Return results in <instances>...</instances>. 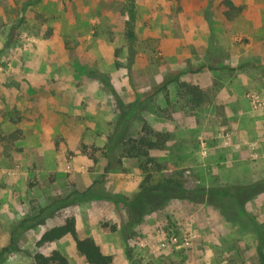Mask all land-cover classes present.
<instances>
[{
  "label": "rangeland",
  "instance_id": "rangeland-1",
  "mask_svg": "<svg viewBox=\"0 0 264 264\" xmlns=\"http://www.w3.org/2000/svg\"><path fill=\"white\" fill-rule=\"evenodd\" d=\"M229 2L134 0L129 43L127 0H0V264H87L69 235L37 244L70 217L113 264H259L264 191L212 193L264 181V0ZM145 177L183 197L141 215Z\"/></svg>",
  "mask_w": 264,
  "mask_h": 264
},
{
  "label": "trees",
  "instance_id": "trees-1",
  "mask_svg": "<svg viewBox=\"0 0 264 264\" xmlns=\"http://www.w3.org/2000/svg\"><path fill=\"white\" fill-rule=\"evenodd\" d=\"M128 3L126 5V21H125V37L129 43H132L135 39L134 34V20H135V12H134V0H127ZM228 4H230L229 0H226ZM178 76H175L173 79H165L162 85L160 86V90H164L166 86L172 82L177 81ZM184 86L191 90V86ZM153 133L151 129H147L145 132V137L141 138L139 141L135 142L130 148L126 150V156L128 157H136V156H146L143 148H150L154 144L147 139L146 135ZM156 137H161L159 133H153ZM110 163H107L105 167V171L107 172L110 168ZM144 183L141 185L140 191L130 203V207H134V203L138 208V212L140 214H144L146 211L143 208L144 204H152L156 198L162 202L164 199L170 198H182L183 184L180 179L177 178H169L164 182L155 183L154 185L148 184V177L144 178ZM204 192V188L200 189ZM264 191V181H258L251 185H230L225 187H219L212 191L214 197L217 201L226 200L229 203V207L231 208L233 205H237L240 209H242L244 201L250 200L253 197L257 196L261 192ZM156 197V198H155ZM222 201V202H223ZM222 202L220 203L222 206ZM220 206V205H219ZM224 207V206H223ZM154 210V209H152ZM138 214V213H137ZM65 235H69L74 243L75 249L78 253H80L85 259L87 264H113V259L110 255H105L101 252L100 248L95 244V242L91 238L79 239L76 235V231L74 228V218L70 217L65 220V222L61 225L52 227L46 230L40 237L37 242L38 245H44L46 243L54 242ZM257 256L259 260V264H264V252L261 247H257ZM33 264H68L67 259L58 251H53L50 255L45 256L41 253H36L33 256Z\"/></svg>",
  "mask_w": 264,
  "mask_h": 264
},
{
  "label": "built area",
  "instance_id": "built-area-1",
  "mask_svg": "<svg viewBox=\"0 0 264 264\" xmlns=\"http://www.w3.org/2000/svg\"><path fill=\"white\" fill-rule=\"evenodd\" d=\"M186 174H188V172H186ZM166 243H170V244L174 245L175 248H179V247L183 246L182 244L186 245L187 241H186V239H182V242H180L174 235H171L170 237H168V239H166L165 243L161 244V246H163V244H166Z\"/></svg>",
  "mask_w": 264,
  "mask_h": 264
},
{
  "label": "crops",
  "instance_id": "crops-1",
  "mask_svg": "<svg viewBox=\"0 0 264 264\" xmlns=\"http://www.w3.org/2000/svg\"><path fill=\"white\" fill-rule=\"evenodd\" d=\"M44 156V155H43ZM75 230L77 231V226L75 227Z\"/></svg>",
  "mask_w": 264,
  "mask_h": 264
}]
</instances>
